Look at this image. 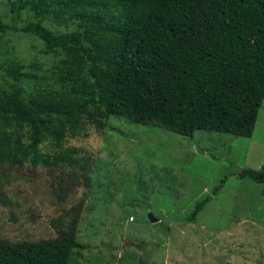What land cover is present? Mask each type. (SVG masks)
<instances>
[{
    "label": "trees",
    "instance_id": "obj_1",
    "mask_svg": "<svg viewBox=\"0 0 264 264\" xmlns=\"http://www.w3.org/2000/svg\"><path fill=\"white\" fill-rule=\"evenodd\" d=\"M28 10L21 27L0 15L8 31L36 36L54 57L47 87L17 61L0 74V168L41 163L60 169L54 192L65 199L89 186L92 167L64 147L84 121L111 116L150 124L183 136L196 130L249 137L264 99V0H9ZM68 22L57 31L47 20ZM51 140L57 151L45 154ZM70 168V169H69ZM241 178L264 183V163L244 167ZM0 175V198L5 200ZM225 182L195 201L183 220L194 222ZM86 194L52 218L54 238H0V264H68L85 248L76 231Z\"/></svg>",
    "mask_w": 264,
    "mask_h": 264
},
{
    "label": "rangeland",
    "instance_id": "obj_2",
    "mask_svg": "<svg viewBox=\"0 0 264 264\" xmlns=\"http://www.w3.org/2000/svg\"><path fill=\"white\" fill-rule=\"evenodd\" d=\"M0 15L17 27L32 19L28 10L11 11L9 0H0ZM58 20L46 23L53 30L70 29ZM42 48L33 34L6 31L0 74L17 61L38 76L28 87H47L54 57ZM83 126L63 146L76 148L90 164V185L65 199L53 191L60 178L56 167L26 162L0 168L6 197L0 198V238L56 237L52 218L85 193L76 240L87 247L74 248L68 264H264V183L238 176L241 168L264 163V99L249 137L205 130L183 136L115 116L101 125L85 120ZM40 147L45 154L57 151L51 140ZM223 178L196 220L184 221L195 201ZM149 212L159 220L150 221Z\"/></svg>",
    "mask_w": 264,
    "mask_h": 264
},
{
    "label": "water",
    "instance_id": "obj_3",
    "mask_svg": "<svg viewBox=\"0 0 264 264\" xmlns=\"http://www.w3.org/2000/svg\"><path fill=\"white\" fill-rule=\"evenodd\" d=\"M149 219L152 222H157L159 219L155 217L151 212L148 213Z\"/></svg>",
    "mask_w": 264,
    "mask_h": 264
}]
</instances>
